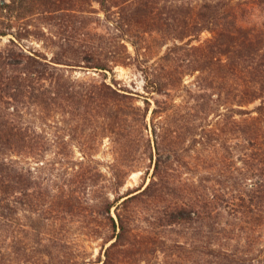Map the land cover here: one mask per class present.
<instances>
[{
	"label": "rangeland",
	"instance_id": "obj_1",
	"mask_svg": "<svg viewBox=\"0 0 264 264\" xmlns=\"http://www.w3.org/2000/svg\"><path fill=\"white\" fill-rule=\"evenodd\" d=\"M39 12L14 18L15 12L0 10V31L7 33L0 36V55L8 58L10 53H19L26 58L41 53L51 60L66 50L60 56L64 63H68V57L80 61L76 57L83 56L82 51H89L92 46L83 41V35L79 38L84 25L99 32L109 31V23L102 13L85 20L81 13L73 10ZM90 36H94V31ZM211 37L212 34L205 31L193 44ZM87 40L92 41L89 36ZM173 45L174 42L169 41L152 56L140 58L143 60L141 69L136 60L129 66L112 64L113 69L106 71L67 64L51 68L45 83L50 86L56 79L66 83L63 78L66 76L68 86L75 83V90L83 93L76 100L52 96L49 104L41 105L26 95L18 96L25 102L17 103L0 94V163L13 165L16 174L23 176L22 184L26 186L17 185L19 188L14 193L17 218L12 217L5 226L0 217V264H101L106 259L107 248L116 241L111 240L114 231L107 225L106 206L112 205L118 197L124 200L131 192L137 194L145 190L152 180L158 158L154 150L155 126L167 120L164 129L172 131L180 114L192 111L189 107L196 104L188 91L194 94L201 90L203 75L187 72L176 90L165 88L168 95H155L161 101L162 112L154 117L157 105L146 89L145 70L154 69L155 63ZM130 51L136 56L131 45ZM105 84L135 92L130 100L142 109H130L132 114L121 129H117L110 97L98 94ZM35 95L44 97L36 92ZM70 96L72 94L68 98ZM257 104L248 108L253 109ZM146 108L149 112L145 119ZM206 118L208 113L199 112L198 126L191 130L192 133L185 129L181 139L175 138L173 133L164 142L167 151L187 148V152L179 153H184L183 158L176 155L178 158L174 159H179L180 165L188 162L194 168L179 165L176 168L182 169V179L191 180L199 194L205 196L209 187L221 189V185H225L221 174L214 175L217 170L212 172L205 168L209 144ZM234 135L239 136L240 132ZM150 144L153 158L145 153ZM235 162L239 167L244 166L239 159ZM233 180L240 181L238 176ZM239 189L242 192L243 187L240 185ZM240 191L229 194V200L237 204L235 200L239 201ZM122 200L111 209L117 221V207ZM170 205V196L165 194L152 199L140 195L130 206H122V215L132 231L126 244L117 250L116 264H228L209 254L211 249H250L248 253L252 257L264 252V227L257 230L244 222L245 219L237 220V205L221 206L226 213L221 226L216 227L219 232L215 233L210 232L207 222H170L167 217L173 211ZM249 205L247 202L242 209ZM212 236L220 241L218 247L211 242Z\"/></svg>",
	"mask_w": 264,
	"mask_h": 264
},
{
	"label": "trees",
	"instance_id": "obj_2",
	"mask_svg": "<svg viewBox=\"0 0 264 264\" xmlns=\"http://www.w3.org/2000/svg\"><path fill=\"white\" fill-rule=\"evenodd\" d=\"M9 1L10 3L1 4L0 10L15 12L14 18H25L38 11L53 13L73 10L81 13L85 20L94 14L102 13L109 23V31L105 32L84 25L79 38L83 35V41L90 42L92 46L91 50L82 51L83 56L76 57L80 58V61H72V57H68V63H64L60 56L66 50L51 60L41 53L28 55L26 58L19 53H10L8 58L0 55V94L13 98L17 103L25 102L18 99L21 95L45 105L46 102L50 103L48 99L52 96L61 100H76L83 94L80 90H75V83L68 86L69 80L66 76H63L66 83L58 79L51 81L50 86L45 83L50 69H57L58 64L106 71L113 69L112 64L129 66L136 60L141 69L143 60L140 58L152 56L156 49L163 48L169 41L174 42V45L168 47L165 54L155 63V68L151 71L145 70L148 83L146 89L155 98L157 105L153 110L154 117L162 112L161 101L155 95H168L169 93L164 92L165 88L176 90L183 83L187 72H200L203 75L200 76L203 80L201 90L194 94L188 91L196 101L194 107H189L192 111L180 114L172 131L169 128L164 129L167 120L163 125L161 121L155 126L154 150L158 158L149 185L141 193L131 192L124 200L118 197L112 205L106 206V212L109 214L106 217L109 220L107 225L114 231L111 240L116 241L107 248L106 259L102 260L101 264H116L117 250L126 244L132 231L122 215L121 208L130 206L140 195L151 199L165 194L170 196L169 207L173 209L167 216L170 222H207L211 233L219 232L216 227L222 224L221 219L226 213L222 207L226 204H229L228 207L238 206L235 210L237 220L245 219L244 222L257 227V230L264 227V0H242L248 3L247 6L243 5L241 0ZM93 31L94 36H90ZM205 31L210 32L212 37L203 43L193 44ZM5 35L7 33L0 31V36ZM86 35L91 37L92 41L87 40ZM129 44L134 47L136 56L130 51ZM142 70L144 72V69ZM105 85L98 94L110 97L117 129H121L126 118L132 114L130 109H142L133 105L130 100L132 95H136L135 92ZM35 92L44 97L39 98ZM69 94L72 96L68 98ZM146 102L150 104L149 98ZM257 102L253 109L248 108ZM55 104L63 106L61 103ZM148 112L149 108H146L145 119ZM199 112L208 113L206 120L209 144L206 147L205 168L211 169L212 172L217 170L214 175L218 177L221 174L225 184L221 185V189L209 187L210 191L206 196L199 194L197 186L191 183V180L180 177L181 168H194L188 162L180 165V161L177 162L179 159H174L183 158L184 153H179L187 152V148L167 151L164 145L166 137L170 134L175 133V138L181 139L185 129L186 132L192 133L191 130L198 126L196 122ZM179 113L178 111L177 115ZM236 132H240V135L235 137ZM145 153L153 158L151 144ZM198 154L201 155L200 150ZM237 159L244 166L239 167L235 162ZM176 165L181 168H176ZM16 173L18 172L13 165L0 163V217H3L2 223L5 226L9 225L12 217L17 218L14 193L18 186L26 187L22 184L23 176L20 174L19 177ZM236 176L240 181L233 180ZM26 181L28 182V179ZM240 185L243 187L242 192ZM235 191L241 192L236 196L239 200H235L237 204L231 202L228 197ZM121 200L117 207V221L111 214V209ZM247 202L250 205L247 209H242ZM16 224L15 220L14 226ZM240 229L244 231L242 226ZM216 240L212 236L211 242L218 247L220 241ZM221 249H211L209 254L221 261H232L233 264H264L263 251L262 254L260 251L259 255L252 257L248 253L250 249Z\"/></svg>",
	"mask_w": 264,
	"mask_h": 264
},
{
	"label": "water",
	"instance_id": "obj_3",
	"mask_svg": "<svg viewBox=\"0 0 264 264\" xmlns=\"http://www.w3.org/2000/svg\"><path fill=\"white\" fill-rule=\"evenodd\" d=\"M6 2V0H0V3H5Z\"/></svg>",
	"mask_w": 264,
	"mask_h": 264
}]
</instances>
